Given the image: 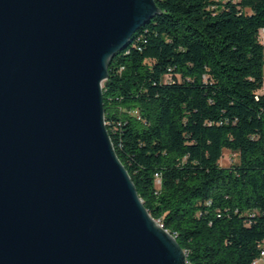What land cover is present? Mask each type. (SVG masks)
<instances>
[{"label":"water","instance_id":"1","mask_svg":"<svg viewBox=\"0 0 264 264\" xmlns=\"http://www.w3.org/2000/svg\"><path fill=\"white\" fill-rule=\"evenodd\" d=\"M154 0H0V264H188L105 121L113 57Z\"/></svg>","mask_w":264,"mask_h":264},{"label":"trees","instance_id":"2","mask_svg":"<svg viewBox=\"0 0 264 264\" xmlns=\"http://www.w3.org/2000/svg\"><path fill=\"white\" fill-rule=\"evenodd\" d=\"M103 85L114 149L188 264L264 246V0H154ZM225 151L239 162L224 167Z\"/></svg>","mask_w":264,"mask_h":264},{"label":"rangeland","instance_id":"3","mask_svg":"<svg viewBox=\"0 0 264 264\" xmlns=\"http://www.w3.org/2000/svg\"><path fill=\"white\" fill-rule=\"evenodd\" d=\"M239 162V155L238 154H234L232 152L229 151H225L223 160H222V165L224 167H230L233 164H236ZM264 264V263H262Z\"/></svg>","mask_w":264,"mask_h":264},{"label":"built area","instance_id":"4","mask_svg":"<svg viewBox=\"0 0 264 264\" xmlns=\"http://www.w3.org/2000/svg\"><path fill=\"white\" fill-rule=\"evenodd\" d=\"M263 37H264V29L261 32V38ZM262 92L264 94V84H263ZM262 263H264V246L263 249L261 250L260 257L258 258L255 264H262Z\"/></svg>","mask_w":264,"mask_h":264},{"label":"crops","instance_id":"5","mask_svg":"<svg viewBox=\"0 0 264 264\" xmlns=\"http://www.w3.org/2000/svg\"><path fill=\"white\" fill-rule=\"evenodd\" d=\"M261 40H262V43L264 44V37H263V38H261Z\"/></svg>","mask_w":264,"mask_h":264}]
</instances>
